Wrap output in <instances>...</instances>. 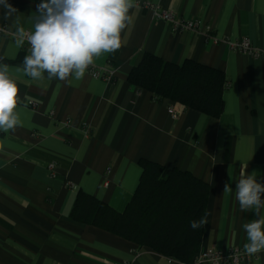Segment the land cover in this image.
I'll return each mask as SVG.
<instances>
[{
	"label": "crops",
	"instance_id": "0c3cea01",
	"mask_svg": "<svg viewBox=\"0 0 264 264\" xmlns=\"http://www.w3.org/2000/svg\"><path fill=\"white\" fill-rule=\"evenodd\" d=\"M40 2L8 0L18 11L7 19L0 8V29L10 33L0 35V64L8 65L19 89L17 124L0 130V264H187L71 217L80 192L122 212L139 185L143 160L207 185L198 253L234 247L246 253L242 225L259 217L241 212L235 189L242 173L264 183V62L228 42L248 39L264 49V0H133L121 47L90 65L102 74L110 68V82L87 71L79 80L25 75L30 51L18 41L21 30L33 31L30 17ZM145 3L196 23L197 31L175 30ZM146 54L222 72V113L208 117L157 102L131 86L128 75ZM225 184L232 190L224 192ZM255 255L240 264H264V249Z\"/></svg>",
	"mask_w": 264,
	"mask_h": 264
},
{
	"label": "trees",
	"instance_id": "16d2710c",
	"mask_svg": "<svg viewBox=\"0 0 264 264\" xmlns=\"http://www.w3.org/2000/svg\"><path fill=\"white\" fill-rule=\"evenodd\" d=\"M128 82L157 102L169 101L214 118L223 111L224 74L192 61L177 66L146 54L129 73ZM140 166L139 185L122 212L80 192L71 217L188 263L198 253L203 234V226L194 230L190 221L204 217L208 187L188 172L144 160Z\"/></svg>",
	"mask_w": 264,
	"mask_h": 264
},
{
	"label": "clouds",
	"instance_id": "9594fccd",
	"mask_svg": "<svg viewBox=\"0 0 264 264\" xmlns=\"http://www.w3.org/2000/svg\"><path fill=\"white\" fill-rule=\"evenodd\" d=\"M133 0H41L30 19L33 31L27 36L30 54L23 60V72L39 79L46 72L48 78L61 81L73 77L79 80L94 58L115 52L121 47V32L129 20ZM4 18L15 14L8 0H0ZM23 43L24 33L21 30ZM20 69L18 68L17 71ZM18 85L9 75L6 64H0V130L8 131L17 124ZM232 190L225 184L224 192ZM264 183L251 174H241L236 182L235 199L241 212L255 211L258 219L242 225L248 243L244 249L255 254L264 249ZM207 214L190 221L197 229L207 224Z\"/></svg>",
	"mask_w": 264,
	"mask_h": 264
},
{
	"label": "built area",
	"instance_id": "2783aa9c",
	"mask_svg": "<svg viewBox=\"0 0 264 264\" xmlns=\"http://www.w3.org/2000/svg\"><path fill=\"white\" fill-rule=\"evenodd\" d=\"M144 7L151 10L155 18L170 24L175 30L195 32L198 29L196 23L178 18L173 15V13L169 11H164L151 3H145ZM0 35L8 36L10 35V33H8L5 29L1 28ZM28 35L29 32H24L23 40L26 45V48L30 51V46L27 43ZM228 45L233 51H237L253 59H260L262 62H264V49L256 48L248 39H242L241 41H236L232 43L228 42ZM86 71L88 75L94 79H101L107 82H110L112 80L113 71L110 68L106 69V72L103 74L90 66L86 69ZM167 111L168 114L172 117V119L177 118L178 114L175 111L174 106H168ZM52 167L53 166L50 165V168ZM109 174L110 169H107L106 175L108 176ZM108 184V180H105L104 186L107 187ZM248 258H256V255L244 253L241 249L234 247L229 249V251L227 252H221L218 250L199 252L187 264H240Z\"/></svg>",
	"mask_w": 264,
	"mask_h": 264
}]
</instances>
